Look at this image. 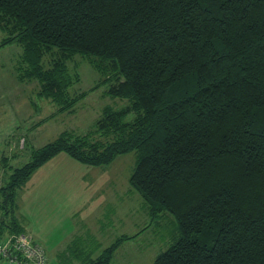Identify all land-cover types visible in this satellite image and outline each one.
<instances>
[{
    "label": "trees",
    "instance_id": "trees-1",
    "mask_svg": "<svg viewBox=\"0 0 264 264\" xmlns=\"http://www.w3.org/2000/svg\"><path fill=\"white\" fill-rule=\"evenodd\" d=\"M0 33V49H22L17 80L57 106L48 121L87 95L70 93L77 56L97 86L111 83L109 97L128 101L105 107L87 134L28 145L19 168L2 157L0 240L24 234L19 192L46 163L66 154L108 167L135 153L131 190L152 220L168 214L178 229L154 264H264V0H0ZM135 237L96 258L92 235L69 250L81 264H112Z\"/></svg>",
    "mask_w": 264,
    "mask_h": 264
},
{
    "label": "rangeland",
    "instance_id": "rangeland-1",
    "mask_svg": "<svg viewBox=\"0 0 264 264\" xmlns=\"http://www.w3.org/2000/svg\"><path fill=\"white\" fill-rule=\"evenodd\" d=\"M2 39L0 33V43ZM21 55L18 45L0 49V160L14 157V168L29 161L28 145L38 149L65 132L87 134L105 107L119 110L128 104L106 94L110 82L97 86L101 77L77 56L70 69L80 81L70 93L87 95L74 112L48 121L57 106L36 94V82L17 80L15 68ZM44 119L47 122L39 125ZM135 162L131 153L108 167L96 168L60 154L32 176L19 192L15 215L24 234L44 250L46 264H81L77 259L63 261L59 255L75 238L91 235L102 244L101 251L121 235L137 236L119 248L112 264H154L169 248L177 237L176 221L168 214L150 218L144 201L129 185ZM9 175L0 172L1 185ZM0 264L6 263L0 259Z\"/></svg>",
    "mask_w": 264,
    "mask_h": 264
},
{
    "label": "built area",
    "instance_id": "built-area-1",
    "mask_svg": "<svg viewBox=\"0 0 264 264\" xmlns=\"http://www.w3.org/2000/svg\"><path fill=\"white\" fill-rule=\"evenodd\" d=\"M0 259L6 264H46L44 250L25 234L0 240Z\"/></svg>",
    "mask_w": 264,
    "mask_h": 264
},
{
    "label": "crops",
    "instance_id": "crops-1",
    "mask_svg": "<svg viewBox=\"0 0 264 264\" xmlns=\"http://www.w3.org/2000/svg\"><path fill=\"white\" fill-rule=\"evenodd\" d=\"M44 167V166H43ZM41 169V168H40ZM77 238H79V237H77ZM77 238H75V239H77ZM74 239V240H75ZM74 240L66 247V249L59 255V257H60V259H62L63 261L65 260H70V261H73V259H72V257H71V254H70V250H69V248H70V246L72 245V243L74 242ZM96 243H97V245H98V250L97 251H95L94 252V254H93V257L92 258H96L99 254H100V252H99V249H100V251H101V249L103 248V247H101V243L99 242V241H97V239H96ZM67 262V261H66ZM78 262H80V261H78ZM81 263V262H80Z\"/></svg>",
    "mask_w": 264,
    "mask_h": 264
}]
</instances>
